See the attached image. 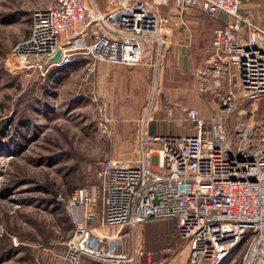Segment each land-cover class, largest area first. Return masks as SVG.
<instances>
[{"label": "built area", "instance_id": "built-area-1", "mask_svg": "<svg viewBox=\"0 0 264 264\" xmlns=\"http://www.w3.org/2000/svg\"><path fill=\"white\" fill-rule=\"evenodd\" d=\"M173 1L180 14L200 7L209 19L228 17L214 31L207 57L194 74L208 83L201 85L202 93L224 88L230 93L208 120L196 110H184L193 134L151 135L145 118L138 156L101 164L100 203L88 188L70 195L67 213L74 230L65 243L64 264H153L151 253L135 238L151 220L176 222L189 250L188 264H236L238 259V264H264V123H240L233 132L229 127L239 105L237 92L252 104L264 97V26L241 12V0ZM170 21L142 0L108 12L92 0H55L34 13L31 36L14 54L39 69L48 64L64 69L83 56L94 61L93 70L96 61L137 67L151 52L156 61L151 66L160 69L173 34ZM58 51L60 61L51 63ZM95 100L107 128L112 123L107 97ZM125 231L134 233L130 255L113 248Z\"/></svg>", "mask_w": 264, "mask_h": 264}, {"label": "rangeland", "instance_id": "rangeland-1", "mask_svg": "<svg viewBox=\"0 0 264 264\" xmlns=\"http://www.w3.org/2000/svg\"><path fill=\"white\" fill-rule=\"evenodd\" d=\"M54 1L0 0V264H64L65 243L74 230L67 213L70 195L88 188L100 203L101 164L109 159L138 156L145 118L148 124L157 119L166 134L186 136L185 131L175 127L176 123L169 122L173 109L196 110L208 120L218 112L221 99L230 93L228 88L202 93L201 85L208 83L202 84L196 78L198 66L185 79L177 62L169 66L163 62L160 69L151 66V94L138 104L141 115H131V111L126 114V100L107 96V117L112 123L105 128L104 112L95 100L100 93L93 88L95 67L89 68L94 61L79 56L74 65L64 69L49 64L39 69L21 63L14 54V49L31 36L34 13ZM132 1L92 0L101 12L116 10ZM142 1L159 15L171 18L179 14L173 0ZM182 14L188 24L199 29L198 48L205 60L210 40L212 43L207 31L214 20L207 18L200 7L185 9ZM179 22L182 24V20ZM87 43L91 45L89 38ZM172 43L171 38L162 61ZM153 56L148 53L144 64H152ZM135 75L142 78L146 73L136 70ZM236 96L239 105L230 117L231 132L240 123H264V97L252 104L243 101L240 93ZM152 104L156 105L150 114ZM163 109L170 120L156 117ZM59 196L63 201H58ZM149 222L155 224L152 228L143 224L135 238L144 252L151 253L153 264H188L189 250L179 239L175 221ZM105 233L108 234L106 230ZM123 236V241L113 248L116 253L130 255L134 233L125 231ZM166 249L170 251L165 252ZM87 264L102 263L87 260Z\"/></svg>", "mask_w": 264, "mask_h": 264}, {"label": "crops", "instance_id": "crops-1", "mask_svg": "<svg viewBox=\"0 0 264 264\" xmlns=\"http://www.w3.org/2000/svg\"><path fill=\"white\" fill-rule=\"evenodd\" d=\"M240 9L243 14L248 15L251 18L253 23L259 26H264V0H241ZM186 19V15L180 13L171 17V24L174 30L172 34L173 43L166 51V57L164 61H162V63L165 62V65L167 66L171 63L177 62L178 70L181 76L185 79L187 76H191L194 68L197 66L201 67L205 61L201 59V52L198 48L200 45L197 36L200 35V31L188 24V20L185 21ZM180 20H182V24H180ZM213 20L212 24L209 25L210 30L207 31V34L211 36V39L213 36L212 34L216 29L224 27L228 21V17L224 14H219L218 17ZM208 47H211V40L207 48ZM153 61L154 59L151 63H153ZM151 65L152 64H144L136 68H128L114 63L100 61L95 65L93 77L96 79V82L95 87L93 86V88L94 90L96 88L100 95L108 96L109 99L120 98L126 100L127 105L125 106L126 110H124L126 114H129L131 111V115H141V107L138 108V104L140 101L142 103L145 98L149 97L151 94L149 91L150 87L148 86V83L153 78L151 77V74H149L150 69H152ZM136 70H144L146 75L142 78L138 77L135 75ZM140 87L142 88L140 89ZM187 91L188 90H186V92ZM181 95L178 96L180 97ZM183 97H185V95H183ZM180 109H173V115L170 117L171 120L169 119V116H166L167 113H165V109L159 111L156 114V117H159L160 121H164L166 116L167 120H170L169 122L176 123L175 127L178 130L185 131L186 135L193 134L194 131L184 114V108ZM147 132L151 135L165 137L175 136L174 134L171 135L164 133V127H161L160 124H158L157 119H154L153 122L151 121V123L147 125Z\"/></svg>", "mask_w": 264, "mask_h": 264}, {"label": "water", "instance_id": "water-1", "mask_svg": "<svg viewBox=\"0 0 264 264\" xmlns=\"http://www.w3.org/2000/svg\"><path fill=\"white\" fill-rule=\"evenodd\" d=\"M60 59H61V52L58 51V52L56 53V55H55L52 59H50V62H51V63H52V62H59Z\"/></svg>", "mask_w": 264, "mask_h": 264}, {"label": "trees", "instance_id": "trees-1", "mask_svg": "<svg viewBox=\"0 0 264 264\" xmlns=\"http://www.w3.org/2000/svg\"><path fill=\"white\" fill-rule=\"evenodd\" d=\"M53 203H55V202H53ZM151 221H152V220H151ZM146 224H149L148 226H150V227H151V225H153V224H155V223H154V222H153V223H151V222H149V223H148V222H146ZM146 224H145V225H146ZM175 225H176V222H175ZM151 228H152V227H151ZM176 231H177V229H176Z\"/></svg>", "mask_w": 264, "mask_h": 264}]
</instances>
